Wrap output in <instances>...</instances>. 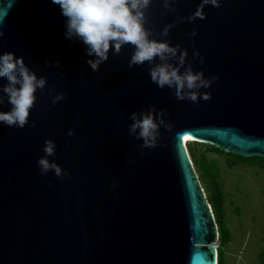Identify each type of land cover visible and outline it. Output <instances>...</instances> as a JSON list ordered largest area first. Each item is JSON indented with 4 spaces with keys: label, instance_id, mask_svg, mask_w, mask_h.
Returning <instances> with one entry per match:
<instances>
[{
    "label": "water",
    "instance_id": "1",
    "mask_svg": "<svg viewBox=\"0 0 264 264\" xmlns=\"http://www.w3.org/2000/svg\"><path fill=\"white\" fill-rule=\"evenodd\" d=\"M199 3L178 0L166 12L154 0L146 23L185 48L194 70L218 77L201 89L211 98L193 103L152 83L147 62L129 68L130 46L110 50L91 71L85 46L65 39V17L50 0H0V53L23 57L53 95L66 94L53 106L47 91L35 93V127L0 123V264H216L215 216L182 139L264 158V0H221L205 6V19L159 36ZM148 105L164 109L172 128L161 127L157 147L141 155L129 117ZM45 139L55 141L49 159L67 177L38 173Z\"/></svg>",
    "mask_w": 264,
    "mask_h": 264
},
{
    "label": "clouds",
    "instance_id": "2",
    "mask_svg": "<svg viewBox=\"0 0 264 264\" xmlns=\"http://www.w3.org/2000/svg\"><path fill=\"white\" fill-rule=\"evenodd\" d=\"M51 4L59 7L60 14L65 17L63 36L69 41L82 43L84 53L89 59L85 63L91 71L99 70L100 65L109 59V51L118 55L124 46H130L133 51L128 59V67L141 66L147 62L150 81L158 88L167 87L177 100H187L193 103L209 100L211 93L201 91L208 89L217 80L216 75L206 77L202 70H194L192 60H186L188 52L179 44L172 45L169 40L153 36L150 28L146 27L147 14L154 0H50ZM178 0H162V7L166 12L174 11ZM220 7L221 0H200L195 11L187 17L177 16L172 23H167L160 30V37H167L169 31L185 20L189 23L197 19H205V6ZM4 21L0 19V38L4 36ZM193 29L188 35L196 36ZM193 59L199 57L202 64L204 57L198 51L193 52ZM59 66V62L55 63ZM0 79L5 82L0 85V106L7 104L8 111H0V123L15 128L25 125L35 127L34 121H29L30 110L37 100L35 93L40 92L51 98V104L66 99V94L47 88V80L43 75L28 67L23 57L16 56L11 51L0 53ZM167 113L164 109H155L148 105L147 109L139 113L133 111L129 119V137L141 140L143 149L155 148L161 133L160 128L171 130L172 124L166 121ZM74 135L68 129L67 136ZM188 142V141H187ZM43 156L36 161L38 173L43 176L52 171L57 178L67 177L69 172L62 169L49 157L56 155V143L45 139ZM215 220V219H214ZM216 222V220H215ZM217 230L218 225L216 223ZM218 241V239H217ZM217 246V242H216ZM217 253V247H216ZM217 264V255H216Z\"/></svg>",
    "mask_w": 264,
    "mask_h": 264
},
{
    "label": "rangeland",
    "instance_id": "3",
    "mask_svg": "<svg viewBox=\"0 0 264 264\" xmlns=\"http://www.w3.org/2000/svg\"><path fill=\"white\" fill-rule=\"evenodd\" d=\"M212 146L193 139L186 143L190 160L191 150L195 157L202 154L206 162L214 167V178L220 182L222 221L227 238L222 245L218 240L216 247H221L223 251L224 264H264V167L255 164L264 162V159L239 157L231 153V156L244 161L229 165L226 160L229 155ZM193 167L204 195L210 196L208 179L196 165L193 164Z\"/></svg>",
    "mask_w": 264,
    "mask_h": 264
},
{
    "label": "trees",
    "instance_id": "4",
    "mask_svg": "<svg viewBox=\"0 0 264 264\" xmlns=\"http://www.w3.org/2000/svg\"><path fill=\"white\" fill-rule=\"evenodd\" d=\"M213 148L218 149L215 146ZM223 152H225L223 150ZM229 155L226 158L229 165H233L235 162L244 161L243 159L231 156V153L225 152ZM190 155L192 157L193 164L197 166L198 170L202 171V174L208 179V184L211 186V194L207 196L208 202L212 205L213 213L215 216L216 223L218 225V230L220 231V236L218 237L219 243L222 245L227 238V232L224 230L223 226V208H222V191L220 182L214 178V167L206 162L204 156L201 154L198 157H195L194 152L191 150ZM237 155V154H236ZM239 157H241L239 155ZM243 157V156H242ZM261 158V157H260ZM264 159V158H262ZM252 164L251 162H248ZM260 167H264V162L255 163ZM217 264H224L223 251L221 247H217Z\"/></svg>",
    "mask_w": 264,
    "mask_h": 264
},
{
    "label": "bare ground",
    "instance_id": "5",
    "mask_svg": "<svg viewBox=\"0 0 264 264\" xmlns=\"http://www.w3.org/2000/svg\"><path fill=\"white\" fill-rule=\"evenodd\" d=\"M185 137H187V139H185ZM191 139H192V138L189 137V136H184V138L182 139V146H183V148L185 149L188 158H189V155H188L189 153H188V150H187V147H186V143H187V141H189V140H191ZM189 160H190V158H189ZM190 162H192V161L190 160Z\"/></svg>",
    "mask_w": 264,
    "mask_h": 264
},
{
    "label": "snow or ice",
    "instance_id": "6",
    "mask_svg": "<svg viewBox=\"0 0 264 264\" xmlns=\"http://www.w3.org/2000/svg\"><path fill=\"white\" fill-rule=\"evenodd\" d=\"M185 139H187V137H185Z\"/></svg>",
    "mask_w": 264,
    "mask_h": 264
}]
</instances>
